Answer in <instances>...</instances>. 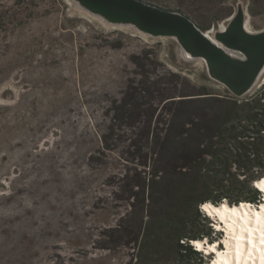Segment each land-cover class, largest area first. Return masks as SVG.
Here are the masks:
<instances>
[{"label": "rangeland", "instance_id": "374dc122", "mask_svg": "<svg viewBox=\"0 0 264 264\" xmlns=\"http://www.w3.org/2000/svg\"><path fill=\"white\" fill-rule=\"evenodd\" d=\"M34 1L39 11L45 7ZM143 1L180 9L209 26L232 10L224 0ZM16 4L0 0L4 17ZM250 5L260 28L264 0ZM63 11L57 0L55 30L73 28L74 41L57 47L55 66L39 69L45 80L24 84L21 105L0 109V264H128L131 247L99 248L102 232L127 209L106 182L121 178L125 166L116 152L103 149L101 135L112 101L132 76V56L151 46L119 31L101 33L84 19L66 20ZM224 236L214 234L212 243L224 247ZM212 258L206 254L204 264Z\"/></svg>", "mask_w": 264, "mask_h": 264}, {"label": "trees", "instance_id": "16d2710c", "mask_svg": "<svg viewBox=\"0 0 264 264\" xmlns=\"http://www.w3.org/2000/svg\"><path fill=\"white\" fill-rule=\"evenodd\" d=\"M132 62L101 135L103 149L125 166L106 182L127 209L99 248L131 247L128 264H204L192 241L212 242L218 232L201 206L261 201L254 181L264 175V84L238 100L173 73L154 47Z\"/></svg>", "mask_w": 264, "mask_h": 264}, {"label": "water", "instance_id": "95a60500", "mask_svg": "<svg viewBox=\"0 0 264 264\" xmlns=\"http://www.w3.org/2000/svg\"><path fill=\"white\" fill-rule=\"evenodd\" d=\"M60 1L66 20L84 19L101 33L140 38L156 48L157 60L167 69L212 95L243 100L264 84V13L256 18L263 26L254 27L250 0H224L231 12L213 17L204 29L179 10L143 0Z\"/></svg>", "mask_w": 264, "mask_h": 264}, {"label": "flooded vegetation", "instance_id": "af4514ba", "mask_svg": "<svg viewBox=\"0 0 264 264\" xmlns=\"http://www.w3.org/2000/svg\"><path fill=\"white\" fill-rule=\"evenodd\" d=\"M34 2L17 0V7L9 9L8 18L0 11V83L6 84L1 91L3 99H18L25 83L35 82V78L45 80L39 69L55 66L57 47L75 39L73 28H62L60 32L55 30L57 0H42L45 7L41 11ZM250 6L249 11L253 15ZM40 21L42 26H30V23ZM26 97L17 105L0 104V109L15 108Z\"/></svg>", "mask_w": 264, "mask_h": 264}, {"label": "bare ground", "instance_id": "6f19581e", "mask_svg": "<svg viewBox=\"0 0 264 264\" xmlns=\"http://www.w3.org/2000/svg\"><path fill=\"white\" fill-rule=\"evenodd\" d=\"M254 182L264 192V175ZM202 209L213 218L216 229H222L225 234L221 250L217 242L193 240L199 249L214 252L207 264H264V199L257 204L205 202Z\"/></svg>", "mask_w": 264, "mask_h": 264}, {"label": "clouds", "instance_id": "9594fccd", "mask_svg": "<svg viewBox=\"0 0 264 264\" xmlns=\"http://www.w3.org/2000/svg\"><path fill=\"white\" fill-rule=\"evenodd\" d=\"M201 209H202V206H201Z\"/></svg>", "mask_w": 264, "mask_h": 264}]
</instances>
